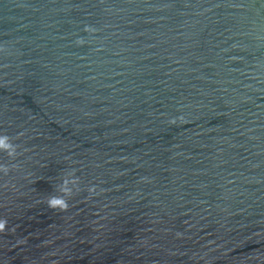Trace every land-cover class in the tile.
Listing matches in <instances>:
<instances>
[{
    "label": "water",
    "instance_id": "1",
    "mask_svg": "<svg viewBox=\"0 0 264 264\" xmlns=\"http://www.w3.org/2000/svg\"><path fill=\"white\" fill-rule=\"evenodd\" d=\"M0 133V264H264V0H0Z\"/></svg>",
    "mask_w": 264,
    "mask_h": 264
},
{
    "label": "clouds",
    "instance_id": "2",
    "mask_svg": "<svg viewBox=\"0 0 264 264\" xmlns=\"http://www.w3.org/2000/svg\"><path fill=\"white\" fill-rule=\"evenodd\" d=\"M171 123H175V119ZM17 149L18 145L13 143L12 137L6 133H0V151L6 152L11 158H15L18 155ZM9 171L7 165L0 164V172L7 175ZM80 191V178L76 175L75 169H70L64 173L60 182L55 185L53 193L45 197V203L52 210L65 212L70 207L69 200ZM87 191L90 194H98L95 185L88 187ZM7 223L6 219H0V232L5 230Z\"/></svg>",
    "mask_w": 264,
    "mask_h": 264
}]
</instances>
